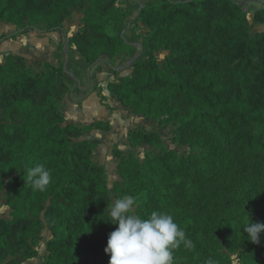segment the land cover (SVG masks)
Here are the masks:
<instances>
[{"label":"trees","instance_id":"16d2710c","mask_svg":"<svg viewBox=\"0 0 264 264\" xmlns=\"http://www.w3.org/2000/svg\"><path fill=\"white\" fill-rule=\"evenodd\" d=\"M255 1V0H251ZM82 14V28L69 37L88 65L104 55H131L130 40L111 34L126 10L118 0H0V20L19 27L1 40L41 23L62 31L69 12ZM136 23L149 29L151 53L133 61L130 75L108 84L112 96L135 115L178 124L173 142L199 148L179 156L158 132L131 129L129 145L148 143L161 151L142 161L116 149L119 180L109 186L105 165L95 157L91 130L111 131L109 120L66 123L62 103L70 91L64 64L32 69L23 56L0 64V199L10 208L0 218V264L38 258L48 229L47 254L38 264H109V234L118 224L107 205L125 194L138 200L136 214L173 215L193 246L174 251L175 264H264V232L252 243L243 231L264 223V30L251 35L237 0H159L140 5ZM254 24L264 23V8ZM169 51L161 64L155 53ZM100 102L109 107L101 88ZM44 163L52 173L46 191L26 184L27 169Z\"/></svg>","mask_w":264,"mask_h":264},{"label":"crops","instance_id":"0c3cea01","mask_svg":"<svg viewBox=\"0 0 264 264\" xmlns=\"http://www.w3.org/2000/svg\"><path fill=\"white\" fill-rule=\"evenodd\" d=\"M237 1L241 2L242 0ZM256 10L257 9L252 12L253 17ZM67 21L68 18L63 24L64 28L62 31L46 32V28L39 27V30H31L27 33L18 34L15 38L1 40L4 36H9L16 33L18 31V27L14 24L0 20V64L3 63L6 60L7 56L10 54L14 56H23L26 59L28 65L34 70H38L45 62H50L55 66H59L63 63L65 69L69 73V76L73 78V80H69L71 89L67 93L62 103L61 109L63 114L65 115L66 123L88 125L96 121L94 120L95 118H92L89 114L90 110L88 105L89 100L94 97H97L98 104L100 102V98L93 88L96 85L101 88L102 94L106 99L105 103L112 108L110 110L100 102V104L107 109L105 113L107 114V120H109L111 123V130L114 129L115 116L118 115L119 112H123V109L126 110L128 114L141 117L135 115L131 110L123 107L119 102L114 101L115 98L108 90V84L115 81L118 76L121 77L130 75L133 70V62L131 64L129 62L132 59V61H136L143 58L144 56H148L151 53L148 39L149 29L142 23H138L140 26L145 28L143 29L146 38L145 43L147 45V53L145 55H138V52L135 51L137 49V40H131V43L134 46L133 53L131 55H124L115 59L104 55V61L98 62L96 63V65H88L83 60L82 55L76 50V47L73 44L69 43V37L73 35L75 31L73 33L68 32L69 28L66 25ZM255 26L258 32L264 30V23L255 24ZM80 27H82V25ZM80 27L78 28V30H80ZM66 36L68 37L67 39ZM65 39L68 41L65 42ZM137 39H139V37ZM160 54H165L163 56H165L166 58V56L169 54V51L161 50L155 53L157 58ZM121 62L122 65L128 63L129 68H127V71L125 70L121 72L117 70V66H119ZM70 63L75 65L76 72H74V74L69 70ZM111 67L115 72L110 70ZM76 98H79V103H76V101H74ZM78 105L81 106V108H78ZM70 111H73V113H71ZM68 112L70 113L68 114ZM103 132L104 131L95 129L85 133V137L102 139L100 138L101 136L97 137V134ZM4 202V197H2L0 199V209H3V207L6 206ZM3 210L4 211L2 212L5 213V217L1 218H9L10 208L8 211L7 209ZM44 232L48 234L47 236H49V240L51 238L50 236H52L51 232L48 229H45ZM32 261L33 259L21 260V264Z\"/></svg>","mask_w":264,"mask_h":264},{"label":"rangeland","instance_id":"374dc122","mask_svg":"<svg viewBox=\"0 0 264 264\" xmlns=\"http://www.w3.org/2000/svg\"><path fill=\"white\" fill-rule=\"evenodd\" d=\"M156 1H159V0H118V5L123 6L125 8L127 18L123 23L119 25H114L109 28V32L113 35L120 33V35L124 37L126 40H130V41L137 40V46H136L137 49L135 51H137L138 55L140 56L145 55L147 53V50H146L147 45L145 43L146 38L143 32V29L145 28H143L138 23H136L134 19H135V16L138 15V12L140 10V5L147 4V3H153ZM241 3L244 5V11L252 27L251 35L254 36L258 31L253 22L252 12L255 9L258 10L260 8H264V0H255V1L242 0ZM82 16H83L82 14H79L77 12H72V11L66 14V17L68 18V21L66 24L67 27L69 28L68 32L73 33L74 31L75 32L79 31L78 28L81 25H83ZM39 27L46 28L47 25L44 23H41ZM81 28L82 27H80V29ZM18 30H19V27H18ZM32 30H36V29H32ZM138 37L139 39H137ZM67 38L68 37L66 36V39ZM66 39H65V42L68 41ZM163 55L165 54H160L158 56V60L160 61L161 64H163L165 61V56ZM127 68H129L128 63H126L125 65H122V62H121L119 66H117V70L121 72L125 70L127 71ZM69 70L73 72L74 74V72H76L75 65L70 63ZM110 70L115 72L112 67ZM69 80H73V78L69 76ZM93 88L99 89L100 87L96 85ZM97 100H98L97 97L96 98L94 97L89 100V104H88L89 110H90L89 114L91 115L92 118H95L94 120L96 121L97 120H103V121L107 120V114L105 113L107 109L104 106H102L100 102L98 104ZM105 100L106 99L104 97V101ZM74 101H76V103H79V98H76ZM114 101H117V100L114 99ZM77 107L81 108V106L79 105ZM70 112L73 113V111H70ZM70 112H68V114ZM127 114L128 112H126V110L123 109V112H119L118 115H116L114 118V129L113 130L109 132L104 131L106 133L103 132V133L97 134L98 135L97 137L101 136L100 138L102 139H99L100 144L97 145L94 149L95 157L99 163L105 165L108 178H109V186L111 189L113 188L114 182L120 179L118 175L119 158L114 155V151L116 149L122 150L125 154H130V153L135 154L142 161H144L148 157L147 154L155 155L161 151V148H156L148 143H144L143 145L138 146V147H131L129 145V140H128V132L131 129H134V130L141 129L146 132H158L162 140L165 143L164 146L167 149L176 151L179 156L187 155L192 151L199 153V148L197 147H193L191 145H184V144L181 145V144H177L173 142V139L175 137L174 131L178 128V124L173 123L167 126H162L158 120L146 118L142 115H138L141 117H137L132 114H128V115ZM85 133L83 137H85ZM115 200H116V197H113L112 202H115ZM137 208L138 207H136V211H137ZM3 209H7V211L9 210L7 206H4ZM3 209H0V218L5 217V213L2 212L4 211ZM47 235H48L47 233L43 232V237L40 240L39 245L37 246L40 252L39 257L33 259L32 262H26L25 264H38L39 262L44 261L46 254H47L46 242L48 241V238H49V236ZM222 247H223L222 251L225 254L230 256L233 264H242L238 253L228 252L226 245L224 244L222 245Z\"/></svg>","mask_w":264,"mask_h":264},{"label":"clouds","instance_id":"9594fccd","mask_svg":"<svg viewBox=\"0 0 264 264\" xmlns=\"http://www.w3.org/2000/svg\"><path fill=\"white\" fill-rule=\"evenodd\" d=\"M26 184L33 191L43 192L52 181V173L44 163H37L27 169ZM138 200L125 194L115 202L108 203V218L103 214L100 220L110 222L118 227L109 234L105 252L110 254L109 264H175L174 251L183 244L185 248L193 246L172 214L154 210L147 219L136 214ZM243 231L247 239L258 244L260 234L264 232V223L249 222ZM204 264H218L209 257Z\"/></svg>","mask_w":264,"mask_h":264},{"label":"water","instance_id":"95a60500","mask_svg":"<svg viewBox=\"0 0 264 264\" xmlns=\"http://www.w3.org/2000/svg\"><path fill=\"white\" fill-rule=\"evenodd\" d=\"M135 17H137V15H136ZM35 29H36V30H39V27H36Z\"/></svg>","mask_w":264,"mask_h":264},{"label":"built area","instance_id":"2783aa9c","mask_svg":"<svg viewBox=\"0 0 264 264\" xmlns=\"http://www.w3.org/2000/svg\"><path fill=\"white\" fill-rule=\"evenodd\" d=\"M133 61H130L129 63L131 64Z\"/></svg>","mask_w":264,"mask_h":264}]
</instances>
